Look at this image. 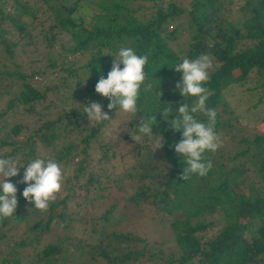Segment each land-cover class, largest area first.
I'll return each instance as SVG.
<instances>
[{
    "label": "trees",
    "instance_id": "1",
    "mask_svg": "<svg viewBox=\"0 0 264 264\" xmlns=\"http://www.w3.org/2000/svg\"><path fill=\"white\" fill-rule=\"evenodd\" d=\"M39 1L53 16L48 30H58L52 34V39L62 32L71 41L70 45L59 44L60 59L63 63L68 62L70 55L76 62L82 61L78 66L74 61L61 69L65 73L62 88L68 90L72 86L73 90L63 97L64 104H74L79 97L85 100L78 107L56 111V118L43 121L29 134L21 135L23 130H29L22 123L12 125L10 129L0 125V132L5 134L0 137V157L12 158L18 165L27 164L38 156L50 157L63 164L64 172L68 167L67 170H71L66 195L56 198L44 212L35 209L34 203L23 197L27 187L20 183L24 167H19L18 176L8 178V182L18 189V206L11 218L0 219V239L20 223L29 224L14 242V249L9 250L10 260L7 254L0 252V264H64L69 257L72 258L69 264H94L99 259L106 264H264V133L254 134L252 138L238 136L234 110L224 95L231 83H241L253 70H264V0H245L241 18L228 25H224V21L215 22L222 6L219 0H154V5L150 0L147 7L140 2L134 6L136 0ZM38 10L39 7L32 8L27 1L0 0V25L7 21L23 31L26 28L23 15L35 19ZM5 32L0 26V36ZM183 38L186 39L182 41ZM1 41L11 54V46L15 44ZM121 46L133 48L137 55H147L148 63L144 68L146 79L140 90L138 111L130 113L128 131L122 138L139 155L135 161L136 171L120 172L117 189L124 191L127 181L132 187L129 201L150 207L159 213L161 222L169 221L175 244L172 254L149 247L130 231L109 229L107 224L114 204L99 216V224L92 223L90 230L81 231V238L68 243L71 249L66 253L61 249L62 243L68 240L67 234L60 242H49L38 249L36 245L42 234L51 231L53 224L71 228V224L66 223L65 208L70 200L79 207L86 198L76 193L75 181L82 183L85 194L93 185L99 189L89 199L105 196L101 191L106 186L98 187L97 184L103 182L91 173L96 159L90 163L89 149L109 120L92 122L87 129L85 125L89 120L83 111L89 102L101 103L110 118L117 110L108 109L109 99L96 93L95 86L101 75L107 78L113 56ZM201 55L210 56L214 65L210 79L204 84L209 92L206 107L217 112L215 131L223 144L216 152L204 154L205 161H211L213 165L207 175L193 174L183 180L184 157L177 155L174 147L182 139V130H174L171 121L180 115V106L188 104L191 107L196 98H185L177 90V82H182L183 73L176 72L173 67L184 58L195 60ZM49 61L50 66H55L52 59ZM43 73L32 71L30 78ZM15 74L19 82L18 95L8 101L4 111H0V119L17 102L34 106L44 99L45 92L32 85L28 74L19 71ZM72 77L75 81H71ZM147 84L152 88L145 91ZM165 110L169 112L167 119L162 112ZM194 115L197 120L207 123L204 114ZM147 116H157L153 134L160 137L161 156L148 147V136L142 135L139 142L131 138L130 132L140 135L139 124ZM69 135L72 138L58 147L57 142ZM40 146L52 148L54 154H41ZM107 147L97 146L96 160L104 163L106 170L105 164L111 165L117 154L114 149L109 153ZM235 186L241 190L234 192ZM218 212L222 221L213 218ZM84 222L85 219L81 223L84 225ZM216 225L220 226L217 232L207 235ZM3 229L7 232H1ZM29 247L32 248L29 250Z\"/></svg>",
    "mask_w": 264,
    "mask_h": 264
},
{
    "label": "rangeland",
    "instance_id": "2",
    "mask_svg": "<svg viewBox=\"0 0 264 264\" xmlns=\"http://www.w3.org/2000/svg\"><path fill=\"white\" fill-rule=\"evenodd\" d=\"M27 1L32 8L39 7L36 13V18L32 19L28 15H23L22 21L26 23L25 30L19 31L15 29L7 21L1 22V28L6 30L5 33L0 36V79L4 83H0V111H4L7 108L8 101L15 98L19 91V82L16 80V72L28 74V80L36 88L45 92L44 99H41L35 103L34 106L30 104L16 103V105L8 110L7 114L0 119V125H5L7 129H10L12 125L25 124L29 130H23L21 135L29 134V132L37 129L41 123L48 119L56 118V111L65 109V111L80 106L85 98L79 97L74 104H64L63 97L72 93V86L65 90L61 86L62 75L64 72L61 69L72 64L75 60L71 59L68 55V62L63 63L58 55V47L60 43L70 45L71 41L65 33H60L52 39V34L57 33V29L53 31L48 30V26L52 24L53 16H50V11H47L45 5L41 6L39 0H23ZM222 3L220 10L218 11L219 17L215 19L216 23L224 21V25L227 23H236L241 18V13H244L245 0H219ZM142 3L143 7H147L150 4V0L142 1L136 0L134 6L137 3ZM155 1L152 0L151 5H154ZM148 15V14H147ZM249 15V13L247 14ZM87 26V25H86ZM4 39L8 44H15L11 46L12 53L10 54L5 50L4 43L1 41ZM186 39L183 38L182 41ZM51 43H54L51 45ZM177 46V45H176ZM49 59H52L55 66H50ZM77 59V58H75ZM76 66L82 64V61L76 62ZM32 71H44L42 74H35L33 78H30ZM237 71H235L236 73ZM65 74V73H64ZM80 76L84 78L81 73ZM71 79V78H70ZM75 77H72L71 81H75ZM0 80V81H2ZM69 80V83H73ZM58 86V87H57ZM75 89H79L75 86ZM225 97L230 108L234 110V119H237V126L239 127L238 136H247L252 138L254 134L264 133V70L252 71L249 76L239 84L231 83L225 89ZM47 107V108H45ZM118 112V115H117ZM237 116V117H236ZM130 113H125L120 109L115 110L111 119L105 123L99 130V133L94 140L95 143L91 144L89 149L90 163L96 159L99 155L97 153V146L107 147L109 153L116 151V157L111 161L112 164H105L102 162H95L91 166V173L97 177L102 184L106 186L101 192H104L105 196L102 199L93 200L92 195L97 188H91L89 193L82 189V186L78 182L75 184L76 193L80 196L86 197L85 202L81 205L79 203L75 206L73 200H70L65 208V219L67 224H71L70 229H65L60 223L52 225V230L43 233L40 238V243L36 245V248L42 249L45 244L58 243L62 240V237L67 234V241L62 243V252L66 253V250L71 249L68 243L75 242V240L81 238V231L83 229L90 230L91 224H99V216L102 215L111 204L116 205L113 208V213L109 217L108 228L116 231H130L138 236L141 240H144L149 247L153 249H162L165 254H172L173 247L175 246L173 241V235L169 227V221H160L159 213L150 209V207L137 206L128 200V195L132 191V187L125 181L124 191L117 189V179L120 172H135V161L139 155L136 150L131 149L130 144L122 140L124 134L128 131L127 122L130 119ZM79 120V117L77 118ZM95 123L96 121H92ZM91 122V123H92ZM90 121L85 125L87 129L90 127ZM241 128V130H240ZM62 134V133H61ZM64 135V134H63ZM149 137L146 142L148 147L155 155L161 156L163 154L160 146V137L157 134ZM5 134L0 132V137H4ZM72 136L64 137L57 142L58 147L63 143L69 141ZM92 141V142H94ZM114 149V150H113ZM40 153L45 156L52 154V148H44L40 146ZM101 151V150H100ZM54 154V153H53ZM76 160H74L75 162ZM63 168V164H60ZM103 165V166H102ZM69 168V167H68ZM65 169L63 186L60 193L57 194V198H61L66 195V187L68 185L67 177L71 175V170ZM106 170L103 172V169ZM253 178V174H251ZM114 186L115 188H111ZM234 192H239L241 189L233 187ZM128 191V192H127ZM76 200H80L77 198ZM70 214V219H69ZM161 214V213H160ZM220 212L214 213L213 218L218 219ZM85 219L84 225L82 220ZM120 222V223H118ZM31 223V222H30ZM29 223H20L19 226L13 228L10 232L5 229L1 232H7L4 239H0V252L7 254V259L10 260L11 256L8 255L9 250L14 249V242L18 241L19 236H22L26 226ZM219 225L211 228L209 234L213 235L217 232ZM164 243L162 244V242ZM10 246V247H9ZM32 247H29L30 250ZM72 251V250H71ZM72 258L69 257L64 264H69ZM78 263V260L75 261ZM94 264H106L105 261L99 259Z\"/></svg>",
    "mask_w": 264,
    "mask_h": 264
},
{
    "label": "clouds",
    "instance_id": "3",
    "mask_svg": "<svg viewBox=\"0 0 264 264\" xmlns=\"http://www.w3.org/2000/svg\"><path fill=\"white\" fill-rule=\"evenodd\" d=\"M113 57V65L107 78L101 75L95 91L109 99V110L120 109L125 113L135 114L138 111L140 90L146 79L144 68L148 63V56L137 55L133 48L121 46ZM213 67V61L208 55H201L195 60L184 58L173 67L176 72L183 73L182 82H177V90L185 98H196L191 107L188 104L180 106V115L171 121L174 130H182V139L174 147L177 155L184 157L183 180L189 179L193 174L207 175L213 165L211 161H205L204 154L216 152L223 144L221 136L215 131L217 112L206 107L209 92L204 84L210 79ZM151 88L152 85L147 84L145 91ZM162 112L167 119L169 112ZM83 113L90 123H102L111 119L99 102H89ZM196 113L204 114L208 118L207 123L197 120L194 115ZM156 120L157 116L142 119L138 127L140 135L130 132L132 140L139 142L142 135L154 136L153 126ZM19 167H24L20 183L27 185L23 197L34 203L35 209L47 211L50 203L56 200L57 194L62 190L64 171L55 159L38 156L27 164L18 165L12 158L0 157V219L11 218L16 212L18 189L14 183L8 182V178L18 176Z\"/></svg>",
    "mask_w": 264,
    "mask_h": 264
}]
</instances>
